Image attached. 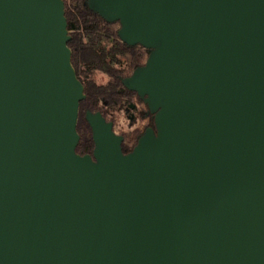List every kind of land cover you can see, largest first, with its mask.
Here are the masks:
<instances>
[{
    "label": "water",
    "instance_id": "95a60500",
    "mask_svg": "<svg viewBox=\"0 0 264 264\" xmlns=\"http://www.w3.org/2000/svg\"><path fill=\"white\" fill-rule=\"evenodd\" d=\"M153 116L128 153L84 86L63 0H0V264H264V0H86Z\"/></svg>",
    "mask_w": 264,
    "mask_h": 264
},
{
    "label": "trees",
    "instance_id": "16d2710c",
    "mask_svg": "<svg viewBox=\"0 0 264 264\" xmlns=\"http://www.w3.org/2000/svg\"><path fill=\"white\" fill-rule=\"evenodd\" d=\"M67 28L71 36L68 46L71 49V62L78 79L84 86L85 98L79 104L76 129L80 140L76 152L80 155L91 153L93 141L85 112L99 111L106 116L108 107H123L124 100L132 96V92L124 89L120 78L123 71L121 57L130 56V65L134 68L140 62L141 55L136 47H128L117 37L114 23H108L93 12L86 0H63ZM87 39V44L83 41ZM95 71L105 73L110 80L98 85L93 79ZM123 149H126L125 144Z\"/></svg>",
    "mask_w": 264,
    "mask_h": 264
},
{
    "label": "rangeland",
    "instance_id": "374dc122",
    "mask_svg": "<svg viewBox=\"0 0 264 264\" xmlns=\"http://www.w3.org/2000/svg\"><path fill=\"white\" fill-rule=\"evenodd\" d=\"M114 27L118 28L119 27L118 23L115 24ZM137 51L142 56L139 63H143L147 55L143 54L140 47H137ZM130 61L131 60L129 56L121 57L122 64H120L119 66L123 71V75H129L131 73L133 67L129 64ZM100 73L103 72L95 71L92 74V79L94 81L96 80L102 81L104 79V76L100 75ZM142 108L144 109L145 107L142 105ZM106 111L107 113L105 117L113 121L114 131L117 134H121L124 136L125 146L127 150H129L135 144L136 138L142 133L144 127L148 123V122L147 123L144 122L147 120H143L138 116L136 118L133 117L132 115L133 113L132 112L126 113L124 108L117 109V107H113V108L108 107Z\"/></svg>",
    "mask_w": 264,
    "mask_h": 264
},
{
    "label": "flooded vegetation",
    "instance_id": "af4514ba",
    "mask_svg": "<svg viewBox=\"0 0 264 264\" xmlns=\"http://www.w3.org/2000/svg\"><path fill=\"white\" fill-rule=\"evenodd\" d=\"M134 47H140V46H134ZM140 49H141V51L143 52V54H146V55H148V50H146V49H144V48H142V47H140ZM140 54V53H139ZM141 55V54H140ZM130 57V56H129ZM142 57V56H141ZM140 57V58H141ZM147 57V56H146ZM145 60H146V58H145ZM145 62V61H144ZM144 62L143 63H139V64H137L133 69H132V71L136 68V67H138V66H141V65H143L144 64ZM132 71H131V73H132ZM130 73V74H131ZM129 74V75H130ZM129 75H124L123 77H121V78H124V77H127V76H129ZM121 78H120V81H121ZM122 84V83H121ZM123 86V85H122ZM124 87V86H123ZM124 89H126L125 87H124ZM127 90V89H126ZM129 91V90H128ZM129 92H132V91H129ZM133 94H132V96L128 99V100H124V102H123V107L122 108H124L125 109V112L126 113H129V112H132L133 114V117H140L141 119H143V120H147V124H146V126L144 127V129H143V131H142V133L147 129V128H152V129H154V123H153V116H152V114H150L149 113V111H148V108H147V106L143 103V101L137 96V94L135 93V92H132ZM142 105L145 107L144 109L142 108ZM121 108V109H122ZM105 117V116H104ZM105 119L107 120V121H110V122H112V124H113V121L112 120H109V119H107L106 117H105ZM113 130H114V125H113ZM115 132V131H114ZM116 133V132H115ZM141 133V134H142ZM117 134V133H116ZM140 134V135H141ZM118 135H121V134H118ZM139 135V136H140ZM122 137H123V140H122V144H121V146H122V151H123V153H128L129 151H131L132 150V148H133V146L136 144V142H135V144L129 149V150H127V148L124 150L123 149V145L125 144V138H124V136L123 135H121ZM138 136V137H139ZM138 137L136 138V141H137V139H138Z\"/></svg>",
    "mask_w": 264,
    "mask_h": 264
},
{
    "label": "clouds",
    "instance_id": "9594fccd",
    "mask_svg": "<svg viewBox=\"0 0 264 264\" xmlns=\"http://www.w3.org/2000/svg\"><path fill=\"white\" fill-rule=\"evenodd\" d=\"M83 42L85 44H87V39L85 38ZM100 75H103L104 76V79L102 81L101 80H96L95 82L98 85H100V84H106L110 80V77H108L106 74L100 73ZM144 123H147V121H145Z\"/></svg>",
    "mask_w": 264,
    "mask_h": 264
}]
</instances>
